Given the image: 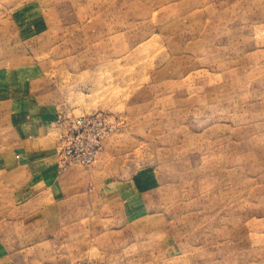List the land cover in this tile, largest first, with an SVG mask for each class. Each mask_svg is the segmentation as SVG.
Here are the masks:
<instances>
[{
    "label": "rangeland",
    "instance_id": "374dc122",
    "mask_svg": "<svg viewBox=\"0 0 264 264\" xmlns=\"http://www.w3.org/2000/svg\"><path fill=\"white\" fill-rule=\"evenodd\" d=\"M74 262L264 264V0H0V264Z\"/></svg>",
    "mask_w": 264,
    "mask_h": 264
},
{
    "label": "built area",
    "instance_id": "2783aa9c",
    "mask_svg": "<svg viewBox=\"0 0 264 264\" xmlns=\"http://www.w3.org/2000/svg\"><path fill=\"white\" fill-rule=\"evenodd\" d=\"M56 125L61 131L55 147L56 165L62 172L73 166L88 168L94 164L112 130L109 121L100 114L82 115L73 119L59 116Z\"/></svg>",
    "mask_w": 264,
    "mask_h": 264
},
{
    "label": "crops",
    "instance_id": "0c3cea01",
    "mask_svg": "<svg viewBox=\"0 0 264 264\" xmlns=\"http://www.w3.org/2000/svg\"><path fill=\"white\" fill-rule=\"evenodd\" d=\"M57 170H58V168H57ZM69 170H71V168L70 169H67L66 171H69ZM59 171V170H58Z\"/></svg>",
    "mask_w": 264,
    "mask_h": 264
}]
</instances>
